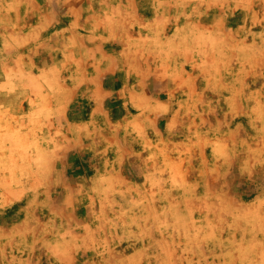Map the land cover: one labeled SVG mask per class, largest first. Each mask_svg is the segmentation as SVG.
Here are the masks:
<instances>
[{"label":"rangeland","instance_id":"374dc122","mask_svg":"<svg viewBox=\"0 0 264 264\" xmlns=\"http://www.w3.org/2000/svg\"><path fill=\"white\" fill-rule=\"evenodd\" d=\"M76 1L0 0V264H264V0Z\"/></svg>","mask_w":264,"mask_h":264},{"label":"crops","instance_id":"0c3cea01","mask_svg":"<svg viewBox=\"0 0 264 264\" xmlns=\"http://www.w3.org/2000/svg\"><path fill=\"white\" fill-rule=\"evenodd\" d=\"M74 2L76 3L77 1L74 0ZM30 67L31 66L29 63H18V64L16 63V70L25 72ZM28 77L29 76H27V74H25L24 76H22L21 74L16 76V87L22 88ZM6 84H9V83H6ZM9 96L10 94L7 97ZM43 98L46 99L47 97L46 96L32 97L30 95H27V93L21 94V90H17L16 88V130L19 127H25L26 129H23L21 133L20 132L18 133L23 134V135H28L29 138L34 137L31 141L32 144H31L30 151H33V149H37L38 151L46 150V147H44V144L41 143L42 141L40 139L36 141V139H38L36 138V136L38 137L40 136V133H39L40 131L42 134H44L46 127L43 126L44 128H42L41 120L47 119L49 117V114L46 111L41 112V110L36 109V107L33 106V104H31L32 101H37V103H41L40 101H42ZM25 103L26 104L28 103V106H26ZM1 109L2 108H0V110ZM12 118H13V113L11 112L9 113V111H4V118L0 115V121L2 122L3 125H6V126L12 125V121L10 122ZM3 121H6L7 123L4 124ZM18 144H22V143L20 142ZM16 148H18V150L25 149L20 146ZM4 149L6 150L5 147ZM3 159H4V163L7 166H12L14 164L12 162V158L9 157V154L7 152L3 156Z\"/></svg>","mask_w":264,"mask_h":264},{"label":"snow or ice","instance_id":"6c2138e0","mask_svg":"<svg viewBox=\"0 0 264 264\" xmlns=\"http://www.w3.org/2000/svg\"><path fill=\"white\" fill-rule=\"evenodd\" d=\"M261 174H262V176H264V169L261 170Z\"/></svg>","mask_w":264,"mask_h":264}]
</instances>
